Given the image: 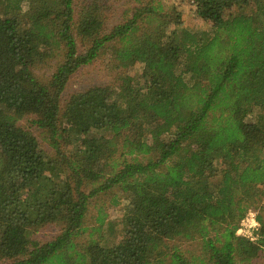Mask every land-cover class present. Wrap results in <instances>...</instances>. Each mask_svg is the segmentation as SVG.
Returning <instances> with one entry per match:
<instances>
[{"label": "trees", "instance_id": "16d2710c", "mask_svg": "<svg viewBox=\"0 0 264 264\" xmlns=\"http://www.w3.org/2000/svg\"><path fill=\"white\" fill-rule=\"evenodd\" d=\"M191 3L208 29L161 0H130L108 30L106 0H0V264H251L264 250V0ZM108 50L116 81L63 100ZM100 194L120 195V220L101 205L80 240ZM249 209L254 240L236 234Z\"/></svg>", "mask_w": 264, "mask_h": 264}, {"label": "rangeland", "instance_id": "374dc122", "mask_svg": "<svg viewBox=\"0 0 264 264\" xmlns=\"http://www.w3.org/2000/svg\"><path fill=\"white\" fill-rule=\"evenodd\" d=\"M130 0H106V8L104 10V27L106 30L110 29L120 19L121 13L128 7ZM165 10L170 11L171 8H175L181 12L182 25L191 29H208L211 23L204 21L198 17L195 13V6L191 3V0H161ZM110 53L109 50L102 53L92 63L81 67L76 71L67 82L65 91L63 93V100H65L71 93L83 90L94 85H104L108 83H114L117 78V71L115 69H109L106 64L108 62ZM39 76L43 74V77L48 75L49 69L42 67L37 71ZM129 73L133 74L134 71ZM25 129H28L37 139V142L41 149L47 153H53V149L47 144L44 139V135L41 130L38 129L35 124L28 120V117H23L18 121ZM264 189V184L262 185ZM110 196L100 194L96 198L94 197L91 201L88 209L85 226L86 230L83 232L80 240H86L89 237L90 230L93 226H96V214L99 206L102 205L103 211L106 214L105 222L112 220L117 225L122 215V208L124 201L120 198L118 205H111L108 201ZM262 203L264 204V195L262 197ZM256 214V212L252 209ZM248 213V212H247ZM246 213V214H247ZM106 226V223H105ZM59 231L57 225L49 224L33 234V239L38 242H44L53 238ZM94 236L96 233L94 232ZM182 248H190L191 246L186 242H179ZM251 264H264V250L259 256L253 260Z\"/></svg>", "mask_w": 264, "mask_h": 264}, {"label": "built area", "instance_id": "2783aa9c", "mask_svg": "<svg viewBox=\"0 0 264 264\" xmlns=\"http://www.w3.org/2000/svg\"><path fill=\"white\" fill-rule=\"evenodd\" d=\"M257 228L258 222L256 220V214L252 211H248L245 217L240 221L236 234L254 240V232Z\"/></svg>", "mask_w": 264, "mask_h": 264}]
</instances>
